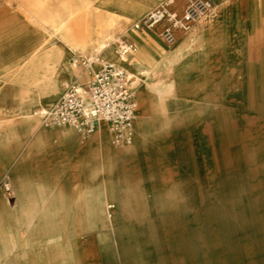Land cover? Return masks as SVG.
<instances>
[{"label":"crops","instance_id":"0c3cea01","mask_svg":"<svg viewBox=\"0 0 264 264\" xmlns=\"http://www.w3.org/2000/svg\"><path fill=\"white\" fill-rule=\"evenodd\" d=\"M210 1L213 6H220L217 14L211 16L208 13L190 31L179 33L173 45H167L159 38L158 29H138L144 32L139 43L145 60L141 67L158 62L156 69L160 72V81L158 90L150 94L142 85L144 107L138 116L145 118L147 135L135 139L133 129L130 144L136 143L131 147L120 148L111 144L107 138L110 134L107 126L100 131L99 125L83 141L71 126L39 125L36 116L31 123L20 121L7 127L15 131L28 130L32 132V139L28 149L24 150L20 145L10 155L5 148L10 146L8 135L0 137V181L8 173L15 186L12 201L6 200L0 187V264H32V251L38 248L45 251L53 249L54 255L48 256L46 264H68L67 247H63L61 241L66 233L63 236L60 229L53 240L43 235L35 241L31 237L32 223L39 214L49 210L56 212L50 218L54 222L51 225L67 228L71 216L68 206L70 195L77 194L80 189L96 193L101 188L104 174L99 168L103 158L109 165L107 175L114 193L121 198L138 194L144 208L148 195L174 193L173 186L164 181L168 177L182 176L194 180V184L198 179L205 182L212 177L214 165L219 166L222 148L229 146L230 114L241 134L246 130L245 116L252 115L255 121L257 115H261L259 103L264 96V0ZM160 2L149 1L146 13ZM177 5L181 7V0H177ZM118 37L133 44L132 36ZM179 52L181 60L190 69L198 68L187 74L185 82L194 81L198 70H201V94L195 97L198 103L190 95H181L173 90L177 73L169 66L172 56ZM77 67L81 69L78 75H72L68 65L64 71L84 88L99 64L94 70ZM130 86L133 91L131 80ZM8 91L9 97L0 95V119L17 115L23 105L10 89ZM250 99L253 100V108L246 105ZM151 101H154L152 106ZM214 131L219 132L218 136ZM253 145L264 146V141L256 139ZM105 150L107 154L103 157ZM129 177L138 178L139 186L134 188V182L127 180ZM196 186L189 188L195 189ZM106 192L108 199L110 188L107 186ZM80 193L73 204L75 214L95 205L86 192ZM99 200L98 197L95 202ZM122 209H126L125 203L120 206ZM59 239L61 245L57 242Z\"/></svg>","mask_w":264,"mask_h":264},{"label":"rangeland","instance_id":"374dc122","mask_svg":"<svg viewBox=\"0 0 264 264\" xmlns=\"http://www.w3.org/2000/svg\"><path fill=\"white\" fill-rule=\"evenodd\" d=\"M7 4L10 8L17 7L16 2ZM22 19H19V23ZM85 36V33H80L81 38ZM79 56L82 55L68 53L66 66L68 65L72 75L80 73L79 67H72L73 57ZM66 66L57 70V79L69 77L68 87L79 85L71 75L65 73ZM97 67L98 64H94L93 69ZM17 83L20 87H32L30 78ZM66 88L54 98L43 99L33 107H36L35 111L54 104ZM8 90L9 88H5L0 95L9 97ZM14 96L20 101V92ZM246 105L252 106L253 100H248ZM259 106L261 115H257V120L254 121L252 115L245 116L244 134L238 132L230 114L229 146L222 148L219 166L213 167L211 178L205 182L198 179L194 184V180L182 176L168 177L164 181L173 186L174 193L148 195V203L144 209L138 205L140 195L128 194L126 198H121L114 193L107 175L109 165L103 158L99 168L104 174L101 188L96 193L88 189H80V192H86L96 205L109 202L115 206L108 209L111 217L107 216V209L103 212L106 216L104 220L99 215H88L82 211L75 214L73 204L82 193L70 195L68 206L71 216L63 233V236L66 233L65 237L61 240L63 247H67L68 264H264V146L253 145L256 139L264 141V96L261 97ZM14 116L0 119V137L8 135L10 146L5 148L10 155L20 145L24 150L28 149L29 140L32 139V132L28 130L15 131L7 128L20 122L15 121ZM37 122L39 125L43 124L39 117ZM78 137L81 141L87 139L80 135ZM107 138L111 144L120 148L131 147L135 143L128 146L117 143L110 134H107ZM102 154L104 157L107 151ZM5 177L11 182L10 174L6 173ZM5 177L0 181L1 188ZM127 180L134 182V188L140 184L136 177H129ZM122 181L125 179L122 178ZM10 184V193L2 189L6 200L12 201L15 186L14 182ZM194 185H197L195 189L189 188ZM106 186L110 188L109 199ZM192 190L195 193H189ZM131 196H137L136 205H125L126 209L120 210L116 200H126L127 203ZM98 197L101 200L97 203L95 200ZM76 228L80 230V237H77ZM61 241L59 239L58 244L61 245ZM46 243L51 244L49 241Z\"/></svg>","mask_w":264,"mask_h":264},{"label":"bare ground","instance_id":"6f19581e","mask_svg":"<svg viewBox=\"0 0 264 264\" xmlns=\"http://www.w3.org/2000/svg\"><path fill=\"white\" fill-rule=\"evenodd\" d=\"M149 1L152 0H0V93L5 88H9L13 95L17 92L21 93L20 103L23 105L14 119L31 123L32 118L38 116L46 126L43 122L42 111L51 109L50 107L54 104L47 108H37L36 111V107H33L40 104L45 98H54L66 87H81V85L68 87L69 77L57 79L59 69L66 66L68 53L76 52L82 55L79 57L92 60L91 70H94V64H98L96 57H99L112 61L118 68L126 71L134 84L133 92L137 104L132 130L134 129L135 139L145 138L147 135L145 118L139 117L140 111L144 107L142 85L145 86L146 93L156 92L160 81V72L156 69L158 62L141 67L145 60L141 55L139 43L142 42L144 32L134 29L132 24L149 9ZM12 2H16V8L8 6L7 3L12 4ZM219 10L220 6H213L209 14L213 16ZM20 18H23L21 23H19ZM82 32L86 34L84 38L80 37ZM120 35L132 36L134 39V49L126 55L125 61L121 60L118 50L112 42ZM249 35L251 34L249 33ZM169 69H174L177 73L176 87L173 90L181 95L188 94L198 102V98L195 97L201 94V70H198V76L194 81L185 82L187 74L192 69L197 70L198 68L190 69L181 60V52L172 56ZM25 78L32 80V87L18 85L17 82ZM153 102H150L151 106ZM99 125L100 131L106 128V124L102 120L98 122V128ZM80 136L87 137V135ZM136 199L137 196H131L127 199V203L126 200H116L117 206L119 208L122 203H125L126 206L136 205ZM138 201L140 208L144 209L142 200ZM114 206L109 202L99 205L92 204L89 210L83 212L88 215H99V218L104 220L106 216L103 212L107 209V216L111 217V211L108 209ZM52 215L55 216L56 212L45 210L38 215L35 222L32 223L31 237L33 240L38 241L43 235L48 240H53L58 236L60 229L61 233H64L67 229L65 226L59 228L51 225L54 223L50 221ZM76 230L77 237H80L79 228ZM50 255H54L53 249L45 251L38 248L33 250L32 264H45Z\"/></svg>","mask_w":264,"mask_h":264},{"label":"built area","instance_id":"2783aa9c","mask_svg":"<svg viewBox=\"0 0 264 264\" xmlns=\"http://www.w3.org/2000/svg\"><path fill=\"white\" fill-rule=\"evenodd\" d=\"M162 0L157 6L132 24L134 29H158L159 38L167 45H173L179 33H186L212 8L210 0ZM114 44L120 58L134 49L131 42L116 38ZM99 67L93 72L89 84L82 87L71 86L65 90L51 109L42 111L45 125L71 126L80 135H89L102 120L117 143L130 144L132 122L136 111V101L125 70L112 61L96 57ZM92 60L75 57L74 67H91ZM10 179L5 177L2 188L10 193Z\"/></svg>","mask_w":264,"mask_h":264}]
</instances>
